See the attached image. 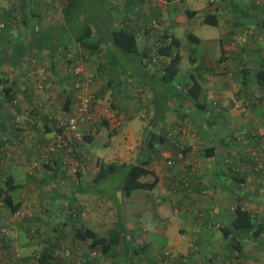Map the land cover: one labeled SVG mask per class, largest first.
<instances>
[{
    "label": "crops",
    "instance_id": "1",
    "mask_svg": "<svg viewBox=\"0 0 264 264\" xmlns=\"http://www.w3.org/2000/svg\"><path fill=\"white\" fill-rule=\"evenodd\" d=\"M65 3L66 0H53L51 4L43 0H0V42L7 46L4 57L0 56L4 61L0 77L6 79V85L14 82L11 90L21 103L20 110L15 111L28 125L43 118L54 119L64 109L66 95L73 90L74 75L70 69L79 65L88 72L87 63L93 65L100 80L87 88L96 90L98 84V93H103V106L94 101L93 111L97 116L101 111L106 116L115 114L117 122L116 130L109 136L106 130H100L103 162L146 161L150 171L147 176L157 180L151 190L136 189L129 196L117 189L116 205L126 230V247L122 243L118 254L121 255L122 246L127 252L138 249L133 252L132 261H137L133 264H264V227L255 237L250 231L244 233L237 252L230 247V236L220 230L231 221L235 206L247 210L256 223L264 225V142L249 135L264 115V103H254L255 99L264 102V86L253 75L260 65L264 66L263 0H156L149 6L153 12L161 8L163 24L177 40L178 70L168 84L159 80L157 66L143 58L147 41L134 23L133 51H122L111 43V31L127 29L128 14L138 15L148 8V0H120L117 4L108 0L107 9L104 3L101 10L103 24L79 15V0H75L72 14L70 9L63 12ZM204 25L217 28L210 38L200 36L203 41L211 40L215 54H198L190 49V43L200 42L195 32ZM85 26L99 38L94 51L83 47H94L97 40L83 33ZM29 63H35V69L28 70ZM41 72L47 81L38 85L36 78ZM193 82L194 98L186 92ZM229 96L238 99L239 108L231 105ZM141 106L154 110L153 116L140 112ZM2 117L7 127L0 130V144L6 150V155H0L4 157L0 173L5 168L6 174H15L23 181L17 182L18 188L10 193L11 204L19 203L17 210L9 212L0 200V249L10 251L11 246H22L23 237L28 234L34 242L45 244L46 235L62 225L57 242L50 245L58 250L78 246L80 261L71 260V264H91L92 260H85V243L75 241L71 230L69 235L65 233V216L74 214L70 201L60 192L61 197L53 193L55 199L50 201L44 193L59 185L63 188V184L33 181V172L26 165L31 159L28 157L37 158L35 150H42L39 143L48 141L51 133L43 132L44 129L35 131L32 144L28 145L18 128L17 138L23 146L17 147L18 152L17 148L11 151L15 135L9 133L8 121ZM258 151L262 153V167L253 168ZM10 152L17 154L9 158ZM167 159L172 160L171 166L166 165ZM147 176L141 180H149ZM156 188L155 196L152 193ZM164 198L171 199L168 209L173 223L163 217L165 223L149 224L152 219L161 218L145 213L157 208ZM150 203L153 207H149ZM146 217L148 226H137L139 219ZM66 235L70 240L59 243ZM29 253L17 255L16 261H32L30 257L34 255ZM69 253L60 255L58 264H68L72 258H68ZM165 253L172 257H163ZM139 254L145 256L139 259Z\"/></svg>",
    "mask_w": 264,
    "mask_h": 264
},
{
    "label": "rangeland",
    "instance_id": "2",
    "mask_svg": "<svg viewBox=\"0 0 264 264\" xmlns=\"http://www.w3.org/2000/svg\"><path fill=\"white\" fill-rule=\"evenodd\" d=\"M79 1H80L79 15L83 14L82 16H85V18L89 19L90 22L91 21L95 22V20H98L103 24V14L101 10L103 11L104 3L107 9L106 2L108 0H79ZM198 1H203V0H198ZM260 5L264 6V3L263 4L260 3ZM98 31L101 36V33H100L101 30L99 29ZM216 33H217L216 27L208 26V25L202 26L199 31L195 32V34L199 36L200 42L197 45H195L194 43H190L191 44L190 49H195V52L198 54H202V53H214L215 54L216 53L215 50L211 49V45H213L211 44V40L203 41V39L200 36L202 34H205L207 37L210 38L211 35H215ZM181 39L185 40L184 37H182ZM6 47H7L6 45L0 42V56L1 57H4V52L7 50V49L5 50L4 48ZM82 63L83 62L80 61V64ZM34 64L35 63H29L27 66L28 70L35 69L36 66H34ZM38 64L40 68L43 67L41 66V63H38ZM46 64L48 63L46 62ZM3 65H4V61L0 64V66L2 67L1 69H4ZM92 66L93 65H91V63H87V67H88L87 69H89L90 71L88 70V72L86 71L85 72L93 73L95 75L94 69L92 68ZM43 77H44V73L41 72L40 76L36 78L37 79L36 82H38L37 83L38 85H41V81L43 82L47 81V78L45 79V77L44 78ZM90 80H91L90 83L93 81H98L97 83H99L100 79L96 76H92ZM132 83L133 85L136 84L135 82H132ZM98 88H99L98 84H97L96 90L93 89V91L92 90L89 91V89L87 88V94L91 96L90 105H91L92 116L95 121V126L97 125L98 116L93 111V107H92V105L94 104L93 102L98 101L97 103H100V105L103 106V93L99 94ZM33 96L31 98V103H32ZM15 100H16L15 101L16 106L13 105V106L7 107L5 105L6 102H3L2 108L0 109L3 110L5 107L8 108L6 111L8 115L6 120L8 121L9 126H10L8 127L11 128L9 130V133L11 134L13 130H16L19 128L20 132H22L21 135L22 134L23 136L25 135L23 137L24 139H26L24 140L25 144L31 145L32 144L31 140L33 139L31 137L35 135L34 133L35 131H40L43 129L42 124L38 120H36L35 122H28V125L25 124V120L20 119L21 115L17 114L18 112L15 111V108L18 111L20 110L21 103L20 101L17 100V97ZM37 108H40V107L37 106ZM138 110L140 112H144L145 114L149 113L150 116H153L154 114V110L153 111L147 110V108H145L144 106L139 107ZM55 115L56 116H54V120L56 122L57 120L58 121L62 120L65 116V113L64 112L62 113L61 111L59 113H56ZM30 116L31 115H27V117L31 119ZM263 116L264 115H262L261 118ZM14 119L18 121L13 123ZM20 123L22 124L19 127ZM257 124H259V121ZM133 131L136 132V130L134 129ZM86 132H90V131L89 129L88 130L84 129V127H77L76 130L71 133L65 132L63 134L64 138H62L64 139L62 140L63 146L60 147L57 152H53V153L49 151V147L52 145V141L55 140V138L53 137L56 133L49 132L51 133V136H50L51 138H49V140L46 142L43 141L39 143L43 146L42 150L41 148H40V151L36 149L35 151L37 152V155H36L37 158H35L34 155H33V158L28 157L29 159L30 158L31 159L28 160L29 162H26V165H29L30 167L29 171L33 172V176H32L33 181L35 182L42 181L45 183V182H50L51 180H53L55 182H58V183L61 182L63 184V188L62 187L59 188L60 186L59 185V186H56L57 188L55 187L53 190H50L49 192L44 191V193L48 195L46 198H48V200L50 201L55 199V197H52L53 193L57 194L55 195L56 197L57 196L61 197V195H58L59 192L64 194V197H63L64 199H66L67 201H70L71 210H73L74 214L65 216L66 218L65 221H66V226H67L65 233H68L69 235V232L70 230H72V228L83 225V226L93 229L99 236H103L107 234L108 230H112V229L116 230L118 229L119 224L123 225L122 212L118 210L116 201L119 199L117 187L120 185L122 181L124 172L122 170V171H118L116 173L110 174L106 176L105 178H103L102 180L95 182L94 184L88 181V178H90V176H92L94 171L96 170L97 162L103 161V132L100 130L98 131L95 130L92 136L93 140L91 142L84 141L83 138H81V134H85ZM12 133L15 135V137H13V143L11 144V151L12 150L16 151V149L14 148H17V147L21 148V145L23 146V144H21V142L18 141L17 136L19 135V132L13 131ZM154 146L157 149L159 145L156 143ZM20 148H17V152ZM8 154H9V158H12L17 153L14 154L13 152H10ZM52 159H57L58 165H59V168L56 170L55 175L53 176V179H51L52 178L51 175L49 176V174L51 173L50 166L44 165V163H49L50 165H52V162H51ZM2 166H3V158L1 159L0 170H2ZM0 174L2 175L6 174L5 168H4V171ZM14 175H13V178L15 182L19 183L20 181H23V180H20V178L17 175L15 176ZM59 176L60 178L57 179V177ZM146 178L151 180L150 179L151 176H147ZM73 181H75L74 187L71 186L72 185L71 183H74ZM157 194H158V188H156L153 191L152 195L156 196ZM42 199H45V197ZM170 200L171 199H166V198L160 199V202H158L159 206L157 208L156 207L151 208L150 211H147L145 213L146 216H149V217L151 216L154 217L155 215H158L161 218V219L151 218L152 222H150L149 224L165 223V220L162 219L163 217H168L169 222L171 224L173 223L174 217L171 214V210L168 209ZM149 207H153L152 203H150ZM138 225L148 226L147 217L142 220L139 219L137 226ZM29 230L32 231L31 228H29ZM60 230H62V225L60 226V229L55 230V233L57 234H55L52 231L51 234L46 235L47 241L45 242V244L41 242L40 243L34 242L33 240L34 237L33 236L30 237L28 234V236L25 235L23 237L24 244L22 246H19L16 249H14V247L11 246L10 251L8 250L6 251V250H3V248H1L0 249V264H6V263L8 264L9 261H10L9 264H13L17 259V255H21L22 252H23V255L29 252H30L29 255H32V254L34 256L37 255L39 251H41L44 247H46V245L49 244L50 242L51 243L57 242L56 238H58L57 235H59L58 233ZM68 235H66V238H64V236L62 239L60 238L58 242L61 244H65L64 242L67 243L68 240H70ZM78 249H80L78 246L74 248L67 246V248H61V250H58L57 248L55 250L59 258H60V255H62L63 253L65 254L66 251H69L70 253L67 256L68 258L70 257L72 258L70 259V262L68 264H71V260H73L74 263L76 260L80 261V257L76 254ZM125 255L123 256V259L129 260V258L125 257ZM138 256H139V259H141L145 256V254H139ZM86 257L92 260L91 264H121L122 262L121 255L119 254L114 257H111L110 259L108 257L102 256L101 254H99L98 251L87 250ZM169 257H172V256L169 255ZM132 259H130L131 260L130 262H126V263L133 264V262L134 263L137 262L135 260L132 261ZM5 260L7 261L5 262ZM15 264H19L18 260L15 262ZM26 264H35V263H34V260L32 259V261H28Z\"/></svg>",
    "mask_w": 264,
    "mask_h": 264
},
{
    "label": "trees",
    "instance_id": "3",
    "mask_svg": "<svg viewBox=\"0 0 264 264\" xmlns=\"http://www.w3.org/2000/svg\"><path fill=\"white\" fill-rule=\"evenodd\" d=\"M75 5V0H66L65 8L63 9L64 13L68 9H70V14H72L73 7ZM137 14H128L127 21L136 23L137 20ZM207 23H211V21H203ZM132 24V23H131ZM135 25V24H134ZM261 26L264 27V17L261 19ZM126 28V27H125ZM130 30V31H129ZM115 29L112 30L110 33L111 36V43L114 47L122 50V51H133L135 49L134 45V35L132 33L133 28L132 25L130 29ZM83 33L90 35L93 39H97L95 42L94 47H90L88 45L83 46L84 48H88V51H94L97 44H99V38L98 36H92L91 35V29L89 26H85L83 29ZM174 48V51L171 52V48ZM39 49L38 47H36ZM159 52L162 54H168L169 60L166 63L162 64L161 71L159 72V80L162 83L168 84L170 83L174 77L177 74L178 70V63L180 60V56L177 52V40L174 38V36L171 37V42L169 45H161L159 47ZM171 54V55H170ZM3 62V59H0V64ZM17 64V63H15ZM96 75V73H95ZM93 73H91V77L95 76ZM254 77L257 83L260 86H264V66L260 65L259 68L254 72ZM76 80V77L73 76L72 80V93L67 94L64 100V106L62 113H65V116L69 115L71 112V105L73 103V99L71 101L70 96L73 98L74 96V90L76 87H74V81ZM70 81V80H69ZM43 81H41V84ZM15 86L14 82L11 84L6 85V79L4 77H0V108H2V103L6 102L5 105L8 106H16V95L14 91L11 90V87ZM194 82L186 89L187 94H191V96L194 98L196 93L194 91ZM2 92V93H1ZM71 92V90H70ZM71 101V102H70ZM254 103L256 104H263L264 102L259 101L258 99L254 100ZM7 107H5L3 110L1 109L0 112H2L0 115V130L7 127L6 123H2L3 117L7 118ZM34 109V107H31ZM110 109H113V106H109ZM64 115V114H63ZM64 116V118H65ZM115 114L112 116H106L103 114V111L99 113L98 119H97V125L95 126L96 131L98 130H106L108 133V136L111 135L117 128V122L115 120ZM6 120V119H5ZM7 121V120H6ZM18 121V120H17ZM16 121V122H17ZM21 122V121H20ZM42 127L44 129V132H55L56 134H60L62 132V126L58 124V120L55 122L54 119H42ZM9 124V123H8ZM12 124V122H11ZM22 123H20L19 127ZM11 129V128H10ZM18 129L13 130L14 132H17ZM12 131V132H13ZM55 134V135H56ZM55 135L53 138H55ZM250 135V134H249ZM93 133L86 132L85 134H81V138H83L84 141L91 142ZM251 136V135H250ZM64 138V136L62 137ZM251 138L257 139L258 141H264V138L262 137H255L251 136ZM64 140V139H62ZM52 144L54 145V149L51 150V152H57L60 147H62L63 143L62 141L59 142L58 145H56V140L52 141ZM3 148V143L0 144V148ZM258 155H261V151L257 152ZM0 155H6V150L2 149L0 150ZM3 156H0V159H2ZM4 158V157H3ZM52 165L49 163H44L46 166H50L51 169V177L55 175L56 170L59 168L57 159L51 160ZM255 165L253 166V168ZM123 170L124 175L122 178V181L118 187L120 193L123 196H129L131 192H133L136 189H144V190H151L154 185L156 184V178L153 177L151 180H141L142 177L150 174V171L147 168L146 161L142 162H135V163H105L103 161H98L96 164V170L94 171L93 175L88 178V181H90L92 184L95 182H98L105 178L106 176L116 173L118 171ZM241 171V170H240ZM0 183H2L3 188H0V200L1 202L6 205L9 212H14L17 210L19 203L16 202L14 204L12 203L11 194L14 193L15 189L18 188L17 182L14 181V178L12 174H0ZM11 193V194H10ZM71 208V206H69ZM264 227V225H261V223H256L250 213L240 208L239 206H235L232 211V219L231 221L225 226L222 227L220 230L223 235H229V244L231 249H233L235 252L239 250V246L241 245L242 235L245 233L249 234V231L251 232L252 237H255L259 234L260 230ZM72 237L75 241H81L85 243L87 246V249L89 251H98L99 254H101L104 257H114L118 255L117 249L119 246L123 243L125 246V234L126 230L125 227L121 224H119L118 229L110 230L108 232V235L106 236H99L93 229L86 227V226H78L75 228H72ZM124 246L121 247V264H125L126 262H130L132 259L133 252L137 253L138 249L132 250L130 249L129 252L126 250ZM55 248V247H54ZM126 254V255H125ZM128 257L129 260L123 259V256ZM165 258L169 257L168 253H165L163 256ZM34 260L35 264H58L59 263V256L57 255L55 249H53L52 245L47 244L45 250L40 252L38 255L31 257ZM233 261L237 260L236 258H232ZM85 260L89 261L90 259L88 257H85ZM69 262V261H68ZM85 262L81 261L79 264H84ZM78 264V263H77ZM87 264V263H86Z\"/></svg>",
    "mask_w": 264,
    "mask_h": 264
},
{
    "label": "built area",
    "instance_id": "4",
    "mask_svg": "<svg viewBox=\"0 0 264 264\" xmlns=\"http://www.w3.org/2000/svg\"><path fill=\"white\" fill-rule=\"evenodd\" d=\"M47 4H51L53 0H43ZM156 0H148V8L142 9V12H138L136 23H134L142 36L146 39L147 44L144 49L143 58L157 66L159 72L161 71L162 64L166 63L169 60L168 54H162L159 52V47L161 45H169L171 42L172 33L171 30L163 24V20L161 18V8L158 7L153 12L149 9L152 4H154ZM208 2H212L213 0H207ZM120 0H111V3H119ZM133 23V22H131ZM130 22H125V26L127 29H130ZM3 27V23H0V29ZM174 51V48H171V52ZM171 55V54H170ZM71 74L76 77L74 81V96L73 103L71 105V112L69 115L65 116L62 120H59L58 124L62 126V132L60 134L55 135L56 145L62 141L63 134L65 132H74L77 127H84V129H89L90 133H94L95 121L91 112V96L87 94V87L90 83L91 73H86L83 69L80 68L79 65H74L71 69ZM229 101L234 108H239L240 103L235 96H229ZM16 122L14 119L13 123ZM249 134L255 137L264 138V116L261 118L259 124L254 126L249 130ZM77 136V135H76ZM79 137V136H78ZM7 148V145L5 144ZM5 148L1 147L0 150ZM54 149V145L52 144L49 147V151ZM261 157L257 154L255 157V167L261 168ZM167 166H171L173 164L171 159L165 160Z\"/></svg>",
    "mask_w": 264,
    "mask_h": 264
}]
</instances>
